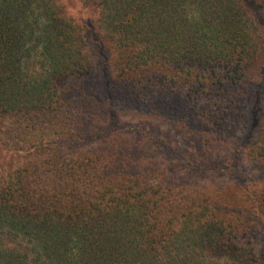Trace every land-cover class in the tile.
Instances as JSON below:
<instances>
[{
    "label": "trees",
    "instance_id": "obj_1",
    "mask_svg": "<svg viewBox=\"0 0 264 264\" xmlns=\"http://www.w3.org/2000/svg\"><path fill=\"white\" fill-rule=\"evenodd\" d=\"M82 2L97 10L111 80L94 74L78 28L55 0H0V150L9 151H0V264H206L210 252L264 264V243L257 260L249 242L226 237L228 226L203 201L164 202L148 173L136 174L143 156L119 147L128 132L167 148L153 120H171L156 103L168 104L187 82L202 93L216 68L249 65L256 48L241 1ZM123 115L138 124L125 131ZM253 129L245 146L264 157V122ZM99 141L114 152L83 147ZM259 201L247 223L264 231Z\"/></svg>",
    "mask_w": 264,
    "mask_h": 264
},
{
    "label": "rangeland",
    "instance_id": "obj_2",
    "mask_svg": "<svg viewBox=\"0 0 264 264\" xmlns=\"http://www.w3.org/2000/svg\"><path fill=\"white\" fill-rule=\"evenodd\" d=\"M55 1L63 15L78 28L79 41L93 65L94 74L99 79L108 75V80H111V71L114 70L112 53L101 34L97 10L85 6L82 0ZM240 1L250 19L256 48V55L249 65L243 68L236 66L232 71L228 67L216 68L211 75L216 81H209L202 93L195 95L194 91L188 90L192 83L187 82L172 95L173 100H169L168 104L160 100L155 102L158 110L167 111L170 116L171 121L164 118L153 120L156 129L162 131L163 139L170 141L167 148L164 144L160 147L155 140L141 142V136L128 132L119 135V147L128 149L133 158L139 155L146 158H141V167L135 170L136 174L143 177L148 173L150 183L163 190L164 202L172 199L185 200L184 204L203 201L228 226L226 237L238 247L249 242L259 260L264 231H261L260 223L247 222L250 216L256 215L255 206L260 204L259 199L264 210V157L261 150L251 149L249 154L245 145L256 134L254 125L264 122V8L258 0ZM220 81L223 86L219 89ZM256 108L261 110L258 115ZM121 123L125 130L138 124V120L123 115ZM261 138L263 141L259 145H264V133ZM83 147L85 150L92 148L109 153L115 150L100 144V141L99 144ZM191 162L199 166L194 168ZM175 189H179L176 195L173 194ZM249 191L259 202H250L247 197ZM179 193L183 199L178 198ZM182 202H175L173 212L182 211L178 209ZM4 239L10 240L7 237ZM210 254L212 258L205 260L206 264H239L237 255L233 259H216L213 258L214 253Z\"/></svg>",
    "mask_w": 264,
    "mask_h": 264
}]
</instances>
